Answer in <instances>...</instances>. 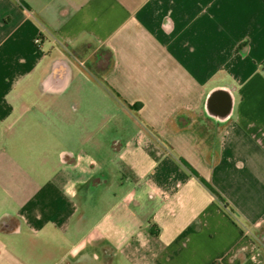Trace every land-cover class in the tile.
<instances>
[{
	"label": "crops",
	"instance_id": "1",
	"mask_svg": "<svg viewBox=\"0 0 264 264\" xmlns=\"http://www.w3.org/2000/svg\"><path fill=\"white\" fill-rule=\"evenodd\" d=\"M0 264H264V0H0Z\"/></svg>",
	"mask_w": 264,
	"mask_h": 264
},
{
	"label": "rangeland",
	"instance_id": "2",
	"mask_svg": "<svg viewBox=\"0 0 264 264\" xmlns=\"http://www.w3.org/2000/svg\"><path fill=\"white\" fill-rule=\"evenodd\" d=\"M107 106H113L112 104H106ZM106 106V107H107ZM111 112V111H109ZM123 117V115L118 116H114L113 120H109L108 123L109 127L107 129H104L101 133V135L99 136V139H104V145L101 148V151H96L95 148L90 144L88 146V148L85 149V151L87 152V154H90L92 156H94L95 158H100L101 161H104L105 164L109 163L112 156H113V152L110 150V144L113 140L118 139L119 137H125V136H129L131 135L134 131V127L132 126V121L127 124L125 126V130L121 131V129H118V122H119V118ZM93 122V121H91ZM96 121H94L93 124H95ZM93 132V131H90Z\"/></svg>",
	"mask_w": 264,
	"mask_h": 264
},
{
	"label": "built area",
	"instance_id": "3",
	"mask_svg": "<svg viewBox=\"0 0 264 264\" xmlns=\"http://www.w3.org/2000/svg\"><path fill=\"white\" fill-rule=\"evenodd\" d=\"M37 43L39 44V43H40V41H39V40H37Z\"/></svg>",
	"mask_w": 264,
	"mask_h": 264
}]
</instances>
